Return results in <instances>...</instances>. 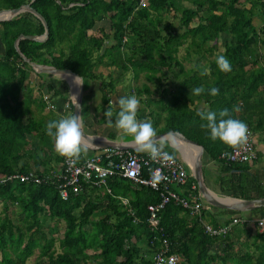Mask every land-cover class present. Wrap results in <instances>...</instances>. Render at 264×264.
<instances>
[{
    "label": "trees",
    "instance_id": "trees-1",
    "mask_svg": "<svg viewBox=\"0 0 264 264\" xmlns=\"http://www.w3.org/2000/svg\"><path fill=\"white\" fill-rule=\"evenodd\" d=\"M22 4H29L44 19L47 37L21 38L16 51L13 43L19 35L43 33L41 22L27 11L0 21V174L31 171L43 177L56 172L44 167L47 162L62 159L51 137L48 146L44 143L46 124L59 119H37L30 108L31 88L25 92L23 87L30 72L25 57L39 65L68 69L82 83L97 81L100 104L112 111L113 122L119 108L110 107L109 95L122 82L121 76L130 73L132 83L123 96H137L144 111L139 120L151 122L157 134L178 132L201 146L202 154L216 164L220 194L243 200L264 197V167L252 169L260 153L256 151L251 163L220 159L231 147L212 141L209 130L202 127L206 121L197 115L227 108L253 133L264 132V37L252 23L253 18L264 23V0H145L143 6L138 0H0V9ZM103 19L109 22L107 31L99 27L89 32ZM180 48L184 55L177 58ZM220 55L229 60L231 72L219 70L215 61ZM204 69L207 74L201 75ZM148 83L154 84L155 99ZM201 86L205 93L191 94ZM212 87L219 89V95L209 94ZM41 88L50 97H66L61 87L48 81ZM36 100L35 107L45 111L42 97ZM194 101H203L204 107L189 108ZM165 150L179 160L174 149ZM187 179L178 186L182 195L196 193L193 178ZM106 182L111 194L84 186L64 200L49 180L11 179L0 184V264H24L35 249L32 264H148L161 238L168 241V252L177 255L176 264H264V229L235 224L224 235L212 237L203 232L198 217L170 201L158 213V231L146 221V206L158 201L157 191L121 177ZM9 205L17 207L18 223L9 217ZM219 212L201 208L200 218L216 227L242 217L234 210ZM43 215L63 222L60 237L46 235L39 219ZM55 243L58 252L52 248Z\"/></svg>",
    "mask_w": 264,
    "mask_h": 264
},
{
    "label": "built area",
    "instance_id": "built-area-1",
    "mask_svg": "<svg viewBox=\"0 0 264 264\" xmlns=\"http://www.w3.org/2000/svg\"><path fill=\"white\" fill-rule=\"evenodd\" d=\"M144 4L145 0H138V6H143ZM41 97L44 102H47V109H54V105L48 102L49 97L46 94H42ZM64 106L68 107L66 104ZM253 134L249 129L248 141L244 146L223 151L219 158L231 163H251L254 161L256 159V149L253 142ZM96 150L97 152L89 157H81L75 165H71L66 158L62 157L59 162V170L56 172L49 171L43 177H38L31 171L10 175L0 174V184L11 179L33 183L49 180L52 183L54 182L59 197L64 200L69 193L78 194L84 186L94 187L111 194V189L107 185L106 180L108 178L121 177L158 192V201L146 206V221L151 228L158 231H161V228L158 227V213L170 201L185 209L189 215L198 217L203 232L212 237L224 235L235 224L256 226L259 231L264 229V215L255 218L234 216L227 224L216 227L204 222L200 218L201 203L198 199L199 195L192 192L182 195L172 188V186L185 185L188 177L184 163L175 157L174 163L167 164L152 161L147 154L137 155L128 149L102 148ZM156 169H159L167 177V180L153 186L151 174ZM190 187L192 189L193 185ZM120 200L122 203H126L124 198ZM168 247V241L165 238H161L159 246L152 253L148 264H176L177 255L169 253Z\"/></svg>",
    "mask_w": 264,
    "mask_h": 264
},
{
    "label": "clouds",
    "instance_id": "clouds-1",
    "mask_svg": "<svg viewBox=\"0 0 264 264\" xmlns=\"http://www.w3.org/2000/svg\"><path fill=\"white\" fill-rule=\"evenodd\" d=\"M216 64L221 72L228 73L232 71L229 60L220 55L216 58ZM207 69L201 72V75L207 74ZM77 85L79 77L75 78ZM205 93L204 87H195L191 90L194 96H200ZM211 96L219 95V89L212 87L209 90ZM75 107L79 108L76 96H72ZM116 104L119 111L114 121V126L118 133H122L124 137H129V142L135 146L140 153L147 154L152 161H159L167 164L174 163V157L165 149L173 147L174 143L171 140L157 138L156 130L149 121L138 119V110L140 101L135 95L121 96ZM239 111V109H235ZM108 126H113L111 119L113 113L108 109L104 113ZM206 124L202 125L210 132V139L212 141L219 140L221 143L233 149H238L244 146L248 141L249 129L245 122L231 117L227 108L219 111L217 114L213 111H200L197 113ZM83 121L79 115H68L59 120L49 121L46 124V134L54 141V150L71 164L75 165L81 156L88 151L90 146L89 139L82 134ZM152 185L156 186L162 181H166L159 169H156L151 174Z\"/></svg>",
    "mask_w": 264,
    "mask_h": 264
},
{
    "label": "crops",
    "instance_id": "crops-1",
    "mask_svg": "<svg viewBox=\"0 0 264 264\" xmlns=\"http://www.w3.org/2000/svg\"><path fill=\"white\" fill-rule=\"evenodd\" d=\"M1 51H2V48L0 46V54H1ZM44 74L45 75H42V76L32 75V79L36 78L37 80H39L41 82L48 81V82H50V84L54 88L58 87L57 83L60 80H62L66 85L65 88L63 87V89H62L63 91H65L64 92L66 94L65 98H62L60 96L52 97V99H53L52 103L54 105L53 110L57 113L58 119H61L65 116H68L69 114L72 115V111L70 113V110H69V103L71 104V95L72 94L70 93L69 87H68L67 83L65 82L67 75L62 74V76L65 78V79H62L61 77L59 78V76L56 77L54 74H48V73H44ZM87 85H88V87H87V90L85 91V93L82 92V88H81V102H80L79 114H80L81 119L83 121L82 133L89 135V136H92V137H105L106 139H109L107 137V135L110 134V135H113V138L109 139V140L119 141V142H122L124 145L130 144L129 143L130 138L124 137L122 133H118V131L116 130V128L114 126V122H113L112 127L108 126L107 119L104 115V113L106 112L105 111V105H101L100 101H99L100 99H99V91H98L97 81H90L87 83ZM148 85L151 89L152 85L150 83H148ZM74 92H75V87H74ZM74 92H73V95H74ZM124 93H125V90H123V87L119 83L116 84L114 86L112 93L109 95V101H108L109 105L116 107V101L121 96H123ZM42 94H44V93L42 92ZM45 94L48 97L51 96L50 94H49L50 95L49 96L48 93H45ZM151 94H152L151 95L152 98L155 99L157 97V94L154 91L153 86L151 89ZM65 104L68 107H65L64 106ZM98 106H99V110H100L99 112L95 109ZM195 106H198L199 108L202 109L204 107V102L203 101H201V102L194 101L192 104H188L189 108H194ZM137 116L143 118L144 111L142 109H139ZM172 136H173L172 137L173 141L175 143H178L181 147L185 148V150L188 152V155L189 154H191V155L195 154V156H197V147H195L194 145H192V147H191L188 142L183 141L180 137H178L176 135H172ZM253 136H254L253 142L255 145V149H256V151H258L260 153L259 154L260 157H259V161L255 162V164H253L252 169H262L264 167V132L260 133V134L254 133ZM90 144H92V143H90ZM130 150L136 151V153L135 152L134 153L137 155L143 154V153L138 152L137 150H133V149H130ZM95 152H97L96 149H89L88 148V151L86 153H84L81 157H89V156L93 155ZM201 158H202L201 159V161H202L201 162L202 181H203L204 187L206 189H208L206 191H208V193H210L211 195H213V194H215L217 196L221 195L218 191L216 181H215L216 164L213 161L209 160L203 154H202ZM180 161H182V160H180ZM44 167L47 169L48 168L49 169L50 168H52V169L56 168L55 171H58L59 170V163H53V162L48 163L47 162L44 165ZM185 167H186V165H185ZM186 170H187L188 175H190V172L188 171L187 167H186ZM172 188L180 194L183 193V189L180 187L172 186ZM193 194L199 195L198 199L201 203V208H207V209H209V211L211 213H216V214L220 213L219 210H221L222 208H218V207H215V206L207 203L202 198V196L198 193L197 188H196V193H193ZM243 215L244 216H242V217H253V218L260 217V216L264 215V210L258 211L255 214H251V213H249V211H246L243 213ZM224 218H226V217H224ZM205 220L207 221L208 219L205 218ZM150 258H151V256H150Z\"/></svg>",
    "mask_w": 264,
    "mask_h": 264
},
{
    "label": "water",
    "instance_id": "water-1",
    "mask_svg": "<svg viewBox=\"0 0 264 264\" xmlns=\"http://www.w3.org/2000/svg\"><path fill=\"white\" fill-rule=\"evenodd\" d=\"M24 11L32 13L36 18L39 19V21L41 22V24L43 26V33L39 36L19 35L13 43L14 49L16 51H18L17 50V42L21 38H25V39H29V40H35V41H42L47 37V26H46L44 19L41 16H39L34 11V9H32L29 6V4H22V5L18 6L17 8H13V9H0V21L9 20L12 17H14V16H16V15H18ZM22 59L33 70V72H36V73L54 74V75H58V76L62 77L63 79H65V78L62 76V74L66 73V74L70 75L72 80H74V84H75L74 96H76L77 104L79 105V108L75 107L74 100L72 98L73 95H71V111H72V115L73 114L79 115L82 83L79 85H77L75 83V78L77 76L74 73H72L68 69H56V68H53L51 66L39 65V64L28 61V59H26L25 57H22ZM65 82L67 83L69 90H70V93L72 94L73 89H72L71 84L69 83V81L67 79H65ZM79 82H81L80 79H79ZM82 134H83V136H86V137H92V136L86 135L84 133H82ZM168 134L176 135V136L180 137L183 141L188 142V143L194 145L195 147H197V156L191 165L185 161L181 152L178 150V148L175 145L173 147H170V148L178 151L182 161L184 162V164L188 168V171L190 172V175L195 182L198 193L202 196V198L207 203H209L215 207H218V208L227 209V210H234V211H238V212H246V211H251V210L256 209V208L264 207V197L259 198V199H253V200H243V199H237V198H232V197H219L215 194H213L214 196H211L210 194H208L206 192V190H208V189H206L204 187V184L202 181V173H201L202 148H201V146L197 145L196 143H194L192 141H189L188 139L183 137L180 133L174 132V131H167V132H163V133H158L157 138H163L165 140H169L167 137ZM98 138H99L98 140H95L92 144H90L89 149L110 148V149H128V150L133 149V150H136L135 146L132 145L130 142H129L130 144L124 145L122 142L109 140V139H106L105 137H98ZM222 198L233 200V203H226V202L221 200Z\"/></svg>",
    "mask_w": 264,
    "mask_h": 264
},
{
    "label": "rangeland",
    "instance_id": "rangeland-1",
    "mask_svg": "<svg viewBox=\"0 0 264 264\" xmlns=\"http://www.w3.org/2000/svg\"><path fill=\"white\" fill-rule=\"evenodd\" d=\"M252 23H253V25H254V27H255V29L258 31V34H259V36L260 37H264V23L262 22V21H260V20H258V19H256V18H253L252 19ZM108 25H109V22H108V20H106V19H103V20H100V21H98V22H96L95 23V25L93 26V28L91 29V31H89V32H95V30H96V28H102L104 31H107V29H108ZM219 41H220V38H219ZM220 48H218V51H220L219 50ZM184 55V52H183V49L182 48H180L179 49V51L177 52V58H180L181 56H183ZM186 67H188V65H189V62L188 61H186V60H183V61H181ZM101 73H103V74H105L106 73V70L105 69H102V68H99L98 69ZM32 75H34L33 74V70L30 68V72H29V77L27 78V81L23 84V87H24V91L26 92V89H30L31 88V101H33L32 103H31V105H30V108H31V110L33 111V113H34V117H36L37 119H40L39 117H42L43 116V118H46V117H48V116H50V117H48V118H58L57 117V113L53 110V109H47V107H46V104H47V102H44V104H45V111L43 110V108H37V107H35V101L37 102V98H40L41 96V91H43V88H41V81H39V80H37L36 78H34V79H32ZM56 77H58V75H55ZM59 78H60V76H59ZM62 78V77H61ZM63 79V78H62ZM139 82L141 81V80H143L142 78H141V76L139 77ZM120 81H122V82H119V84L123 87V90H125L126 91V89H128L129 87H128V85L127 84H129V83H132V79H131V76H130V73H128V72H125L122 76H121V79H120ZM87 83L88 82H84V83H82L83 85H82V92L83 93H85V91L87 90V87H88V85H87ZM57 85L59 86V87H61L62 89H63V81L62 80H60V81H58V83H57ZM152 86H153V88H154V90H155V87H154V84H152ZM152 86H151V89H152ZM173 89V88H172ZM155 92H156V94H157V91L155 90ZM158 95V94H157ZM52 101H53V99H52V97H50L49 99H48V102L49 103H51L52 105H53V103H52ZM110 107H112V106H110ZM98 112L100 111L99 110V106L97 107V108H95ZM47 118V119H48ZM46 119V120H47ZM43 121V120H42ZM49 139H51L49 136L47 137V139H45V141H44V143L48 146L49 145V142H48V140ZM174 152H175V154L177 155V157L179 158V160H182L181 159V157H180V154L178 153V151H176V150H174ZM38 155L39 156H41L42 155V153L40 152V151H38ZM201 156H202V154H201ZM202 159V158H201ZM202 162V161H201ZM204 164V163H203ZM219 197H228V196H225V195H218ZM0 211H1V205H0ZM17 207L15 206V205H9V217L14 221V222H16V223H18L19 222V220H20V215L17 213ZM243 213L244 212H240V215L241 216H243ZM2 214H1V212H0V216H1ZM41 221H42V225H43V231L44 232H46V235L47 236H52V237H54L55 239H57L58 237H60L61 236V231H62V229H63V222L60 220V219H56V218H53V219H50L49 217H47L46 215H43V216H40V218H39ZM250 239H249V237L247 238V241H249ZM53 248V250L55 251V252H58L59 251V248L57 247V243H55L54 244V246L52 247ZM37 253H38V249H35L34 251H33V254L30 256V257H28L27 259H26V261L24 262V264H32L33 263V261H34V258H35V256L37 255ZM146 257H148V256H146ZM149 258V257H148Z\"/></svg>",
    "mask_w": 264,
    "mask_h": 264
},
{
    "label": "bare ground",
    "instance_id": "bare-ground-1",
    "mask_svg": "<svg viewBox=\"0 0 264 264\" xmlns=\"http://www.w3.org/2000/svg\"><path fill=\"white\" fill-rule=\"evenodd\" d=\"M65 75H67V80L69 81V83L71 84L72 86V89H73V92H74V80H72V78L70 77V75L64 73ZM73 92H72V95H73ZM85 138L89 139L90 143H93L95 140H98L99 138L98 137H86L84 136ZM168 139L173 141V136L171 134H168L167 135ZM182 141V140H181ZM174 145L178 148V150L181 152L183 158L185 159V161L188 163V164H192L194 159L196 158L195 154L191 155L189 154L188 155V152L185 150V148L181 147L178 143H175L173 141ZM183 143V142H182ZM184 144V143H183ZM187 145V144H186ZM189 145L192 147V144L189 143ZM185 146V145H184ZM255 146V145H254ZM172 155V154H171ZM44 174V173H43ZM188 178V177H187ZM188 180V179H187ZM208 193V191H206ZM210 194V193H208ZM211 195V194H210ZM211 196H214V195H211ZM222 201L226 202V203H233V200H230V199H226V198H222L221 199ZM202 226V225H201Z\"/></svg>",
    "mask_w": 264,
    "mask_h": 264
}]
</instances>
